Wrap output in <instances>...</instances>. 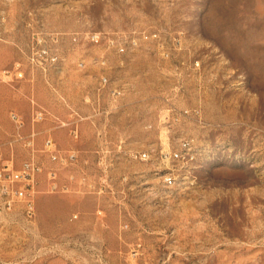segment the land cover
<instances>
[{"label":"rangeland","instance_id":"rangeland-1","mask_svg":"<svg viewBox=\"0 0 264 264\" xmlns=\"http://www.w3.org/2000/svg\"><path fill=\"white\" fill-rule=\"evenodd\" d=\"M40 38L61 56L49 80L27 60ZM17 60L33 71L0 81V139L32 98L80 134L37 125L68 162L37 153L36 214L0 216V264H264V0H0V71ZM183 137L187 166L163 161ZM174 169L185 184L167 187Z\"/></svg>","mask_w":264,"mask_h":264},{"label":"built area","instance_id":"built-area-1","mask_svg":"<svg viewBox=\"0 0 264 264\" xmlns=\"http://www.w3.org/2000/svg\"><path fill=\"white\" fill-rule=\"evenodd\" d=\"M91 40H99L98 34H92L89 36ZM74 41H78V37H73ZM44 38L39 39L38 48L28 50L27 60L33 67L34 65L41 66L44 77L49 80L51 76V68L56 67L61 60L60 53L57 50H53L43 43ZM52 41L57 43L60 41V33L52 34ZM109 44L113 46L118 53H124L127 49L126 43L116 39H110ZM97 61L105 64L106 59L104 57L97 58ZM84 61L80 62L83 66ZM29 68L25 67V63L21 60H17L11 68L3 69L0 71V81H4L13 84L17 80H23L28 78ZM33 70H30V72ZM109 82L107 76H102L101 83L106 84ZM190 110H185L184 115L190 114ZM193 113L199 115L201 113L199 108L194 109ZM54 117L58 120L59 126H69L70 133L73 137L77 138L80 134L79 118L73 121H62L58 116H53L45 107L39 104L35 99H31V114L28 118L24 113L18 110L10 111V118L15 124V130L11 137L4 141L0 139V216L3 213L13 211L19 204L22 206L23 214L32 219L36 214V198L38 192V185L40 182V174L44 171L43 162L37 158V153L42 152L48 156L51 161H59L61 163H67L68 159L65 158L61 152L58 142L51 133L46 134L42 147H38L37 137L40 134V130L37 128L39 123H42ZM174 119V117H173ZM181 117L177 116L176 120H180ZM28 124L30 129L26 130ZM21 143L22 147L26 149L31 156L23 161L20 166H16L14 156L8 157L6 154L8 151L15 153V144ZM192 141L187 137H183L177 148L171 150H163L161 152V159L163 161H176L182 166H187V163L192 155ZM74 156L73 154L71 155ZM137 157L141 159L150 158V151L145 150L139 152ZM49 188L51 190L68 189V186H61L58 181V171L56 169L48 170ZM86 174H82L80 182L90 187L94 186L88 182ZM165 186L177 187L185 184L180 173L175 169L169 170L166 173L164 180ZM77 216V215H75Z\"/></svg>","mask_w":264,"mask_h":264},{"label":"crops","instance_id":"crops-1","mask_svg":"<svg viewBox=\"0 0 264 264\" xmlns=\"http://www.w3.org/2000/svg\"><path fill=\"white\" fill-rule=\"evenodd\" d=\"M3 138L5 141H7L10 138V135H4Z\"/></svg>","mask_w":264,"mask_h":264}]
</instances>
